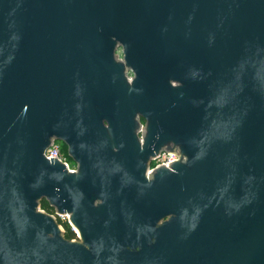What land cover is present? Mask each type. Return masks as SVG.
Masks as SVG:
<instances>
[{
	"label": "water",
	"instance_id": "95a60500",
	"mask_svg": "<svg viewBox=\"0 0 264 264\" xmlns=\"http://www.w3.org/2000/svg\"><path fill=\"white\" fill-rule=\"evenodd\" d=\"M0 264H264V0H0Z\"/></svg>",
	"mask_w": 264,
	"mask_h": 264
},
{
	"label": "built area",
	"instance_id": "2783aa9c",
	"mask_svg": "<svg viewBox=\"0 0 264 264\" xmlns=\"http://www.w3.org/2000/svg\"><path fill=\"white\" fill-rule=\"evenodd\" d=\"M46 158L49 160L57 158L59 162L65 164V166L67 167V169L70 172H75L77 170L76 164L71 163V161H69L68 158L61 153L60 146L56 142L54 143L53 147L49 148L46 151ZM178 160H179L178 154L168 152V153L164 154L163 157H160L158 159L156 158L154 160V164L152 166H150L149 174L157 167H161V166L170 167L171 164H173L174 162H176ZM41 210L44 211L45 213L53 216L57 220L61 229L65 233H66V231L67 232L72 231V232L76 233V235H78L77 230L71 224L69 214H58L54 210L47 211L43 208H41Z\"/></svg>",
	"mask_w": 264,
	"mask_h": 264
},
{
	"label": "flooded vegetation",
	"instance_id": "af4514ba",
	"mask_svg": "<svg viewBox=\"0 0 264 264\" xmlns=\"http://www.w3.org/2000/svg\"><path fill=\"white\" fill-rule=\"evenodd\" d=\"M117 57H118V61L124 62V54H123L122 48H120L117 51ZM127 75H128L130 80L135 78V74L132 73L131 71H128ZM138 121L140 123V129L138 131V135H139V137H140V139H141V141L143 143V138H144V135L146 133L147 121L141 115L138 116ZM55 142L60 146L61 153L64 156H66L68 158V160L71 161V163H74L73 159L69 156V150H68L67 145L64 144L62 141H55ZM166 153H168V151L166 150V148H164V149H162L160 154H157L156 158L158 159L160 157H163V155L166 154ZM153 164H154V160L151 161V166ZM74 235H75V237L73 239H69V240L78 241L79 240V236L76 235V233H74ZM65 236H66V234H65ZM69 237H71V236H69Z\"/></svg>",
	"mask_w": 264,
	"mask_h": 264
},
{
	"label": "trees",
	"instance_id": "16d2710c",
	"mask_svg": "<svg viewBox=\"0 0 264 264\" xmlns=\"http://www.w3.org/2000/svg\"><path fill=\"white\" fill-rule=\"evenodd\" d=\"M42 208L43 209H45V210H47V211H52L53 209L48 205V203L47 202H43L42 203ZM66 237L68 238V239H73L74 237H75V235H74V233L72 232V231H70V232H67L66 231ZM69 236H71V237H69Z\"/></svg>",
	"mask_w": 264,
	"mask_h": 264
}]
</instances>
